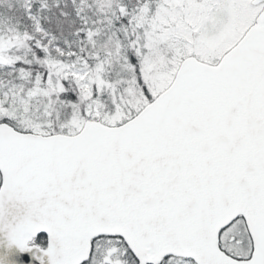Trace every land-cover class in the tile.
Instances as JSON below:
<instances>
[{
	"label": "snow or ice",
	"instance_id": "obj_1",
	"mask_svg": "<svg viewBox=\"0 0 264 264\" xmlns=\"http://www.w3.org/2000/svg\"><path fill=\"white\" fill-rule=\"evenodd\" d=\"M0 264H264V0H0Z\"/></svg>",
	"mask_w": 264,
	"mask_h": 264
}]
</instances>
